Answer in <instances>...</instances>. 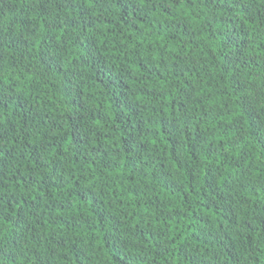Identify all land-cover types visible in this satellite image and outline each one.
<instances>
[{"label":"trees","instance_id":"trees-1","mask_svg":"<svg viewBox=\"0 0 264 264\" xmlns=\"http://www.w3.org/2000/svg\"><path fill=\"white\" fill-rule=\"evenodd\" d=\"M0 264H264V0H0Z\"/></svg>","mask_w":264,"mask_h":264}]
</instances>
